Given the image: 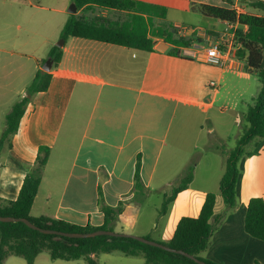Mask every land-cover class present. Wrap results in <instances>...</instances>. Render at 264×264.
Masks as SVG:
<instances>
[{
    "label": "crops",
    "instance_id": "1",
    "mask_svg": "<svg viewBox=\"0 0 264 264\" xmlns=\"http://www.w3.org/2000/svg\"><path fill=\"white\" fill-rule=\"evenodd\" d=\"M138 1L167 9L164 18L155 19V26H161L160 20L170 11L178 12L177 20L168 25L174 26L178 35L191 44L224 40L229 49L226 65L242 66L247 71L246 63L234 58L239 25L214 18L210 19L224 27L222 30L188 24V19L201 23L208 18L200 13L199 5L230 7L228 1H233L240 6V0ZM66 7L65 0H0L3 100L6 90L18 89V75L20 80L29 73L21 67L18 70V55L34 62L32 83L42 69L39 60L48 59L55 43L64 41L62 60L58 67L53 65L48 89L31 98L18 132L10 146L0 153V199L17 200L27 173L35 166L39 149L47 147L49 157L31 210L33 217L47 216L81 227H101L105 223L99 201L101 192L108 206L124 203L116 232L168 242L180 219L198 217L205 196L216 193V208L210 220L213 231L208 249L201 257L214 264H264V241L252 238L244 230L250 200L264 199V139L254 141L249 152L254 155L241 161L242 179L235 207L227 208L220 193L226 157L213 152L222 160L218 169L212 172V162H208L204 164L206 172L199 174L200 162L196 163L192 183L177 195L167 213L160 215L164 196L180 181L194 155L209 156L207 151L213 144L210 141L200 146L195 140L186 160L177 168L179 144L187 138L193 141L187 132L194 121L193 112L199 106L210 107L214 101V96L204 93L198 82V64L204 62L184 56L183 47L162 38H153L152 52L84 38L65 40L61 35L70 15ZM96 15L119 22L129 14L100 9ZM176 48L180 55L172 53ZM5 127L0 117V135ZM139 159L143 194L134 188ZM153 195L160 202L154 214L142 220L146 203ZM120 260L114 253L99 256L101 264H119ZM5 264L27 262L12 256ZM35 264L86 263L53 260L42 253Z\"/></svg>",
    "mask_w": 264,
    "mask_h": 264
},
{
    "label": "trees",
    "instance_id": "2",
    "mask_svg": "<svg viewBox=\"0 0 264 264\" xmlns=\"http://www.w3.org/2000/svg\"><path fill=\"white\" fill-rule=\"evenodd\" d=\"M73 3L76 4L78 11L76 14H70L64 25L61 36L65 40L70 37L84 38L146 52L154 50L153 38H162L177 47L191 45L190 40L178 35L174 26H155L156 18L166 16L165 7L138 0H73ZM228 3L230 7L199 5L198 10L208 18L240 26L236 32L238 48L234 52V58L244 61L247 71L257 74L262 84L253 103L248 104L242 113L243 126L236 147L227 152H221L226 157V169L220 181V193L226 207L233 208L237 203L241 185V161L245 156L254 155V153L246 152L245 147L257 139H264V1L240 0V6L243 8L240 13L233 8L235 6L233 1ZM100 9L124 11L129 15L123 21H110L106 17L96 15V11ZM244 27L247 28L246 31H243ZM172 53L180 55L177 48ZM48 58L54 61V67H58L62 60V49L53 46ZM46 60H39L41 67ZM50 80V72L39 70L27 89L28 96L17 102L7 114L6 127L0 137V153L7 143L10 146L12 137L18 132L20 120L31 98L38 92L46 91ZM49 150L47 147L39 149L35 166L27 173L17 200L0 199V215L26 218L41 228L68 233L116 231L115 225L124 210V203H120L117 207L108 206L103 202L101 192L99 201L105 214V223L101 227H81L47 216L33 217L31 215L39 192L42 172L48 161ZM140 169L139 159L136 165L134 188L135 192L143 194L145 187L141 180ZM193 179L194 165H189L171 193L164 196L160 215L167 213L177 195L185 191ZM216 203L217 194L208 193L198 217L181 218L172 239L168 242H158L176 250H183L208 264H214L202 258L201 254L209 246L213 231L210 220L214 216ZM244 230L252 238L264 241V199L256 197L250 200L246 209ZM146 238L152 240L149 237ZM44 252H48L53 260H84L86 264H101L99 261L101 254L115 252H121L130 257L142 256L146 264H198L184 255L147 245L133 238L57 237L33 230L22 222H0V264H5L6 259L12 256L23 258L27 264H35L36 258Z\"/></svg>",
    "mask_w": 264,
    "mask_h": 264
},
{
    "label": "rangeland",
    "instance_id": "3",
    "mask_svg": "<svg viewBox=\"0 0 264 264\" xmlns=\"http://www.w3.org/2000/svg\"><path fill=\"white\" fill-rule=\"evenodd\" d=\"M65 4H67L66 8L68 10L73 4V0H65ZM178 17V12L170 11L165 19L160 20V24L161 26H168L169 22L177 20ZM203 19L206 20L201 23H198L195 19H188L190 20L188 24L200 28L214 27L219 28V30L224 28L218 25L214 19ZM60 42L61 40L56 42L55 45ZM198 65L200 70V76L198 78L199 85L204 93H209L214 96V101L210 107L207 105L199 106L193 112L194 118L192 119L194 121L187 127V132L189 135H192L193 141L189 142L190 140L187 138L185 142L182 141V144H179L180 153L177 155V168L182 166L183 162L186 160V156H188V152H191V143L193 144V142L198 139L197 141L201 146L213 141L212 147L210 146L207 151L209 156L204 157L202 154L194 155L192 164H190L195 166L196 163L200 162L198 173L202 174L206 172L204 164L208 162H212V172L218 169V164L222 160H220L219 156H215L213 152L223 153L224 151L227 152L236 147L237 139L243 126L242 113L246 110L248 104L253 103L254 98L261 90L262 84L257 74L247 72L242 66L237 65L233 68H229V66L226 65L225 69H221L204 63H199ZM34 66L35 64L32 60H28L26 57L21 58L18 55V70L21 67L23 70L29 71V73L27 72L23 79L20 80L18 75V89L6 90L5 100H3V97L0 98V117L5 123L7 114L12 110L13 106L24 97L28 96L27 86L29 87L31 85L30 81L34 74ZM212 81L218 84L220 83V88L211 87L210 83ZM204 103L207 104L205 100ZM5 147L8 148L9 144L7 143ZM253 148L254 142L246 146L245 151L251 152ZM178 183L179 182L176 181V185ZM168 192H171V188ZM159 202L160 200L157 195H153L147 201L142 214V220L152 215V213L154 214L155 206L159 204ZM44 255L48 256L49 253L44 252ZM114 255L121 258L119 264H146L142 256L130 257L121 252H115ZM19 259L24 261L23 258L19 257ZM105 259L106 258L103 256L102 261L104 263L106 262Z\"/></svg>",
    "mask_w": 264,
    "mask_h": 264
},
{
    "label": "water",
    "instance_id": "4",
    "mask_svg": "<svg viewBox=\"0 0 264 264\" xmlns=\"http://www.w3.org/2000/svg\"><path fill=\"white\" fill-rule=\"evenodd\" d=\"M77 11H78V8H77L75 3H73L70 6V8L68 9V12L70 14H76ZM63 44H64V41L62 40L56 46L59 48H62ZM53 65H54V61L51 58H48V60L45 62L42 69L45 72H51ZM0 222H3V223L22 222V223H25L29 228H31L33 230L39 231L43 234L55 235L57 237H68V238H78V239L93 238V237H97V236L133 238V239L138 240V241L145 243L147 245L158 247V248H161L163 250H166V251H169L172 253L184 255L185 257L192 259L193 261H195L198 264H208L204 261L199 260L198 258L194 257L193 255H191V254H189L183 250H176V249L170 248V247H168L162 243H159L157 241L150 240V239H147L145 237H141V236L130 234V233H120V232L109 231V230H98V231L90 232V233H68V232H62V231H57V230H53V229L41 228L26 218H16V217H11V216H1V215H0Z\"/></svg>",
    "mask_w": 264,
    "mask_h": 264
},
{
    "label": "built area",
    "instance_id": "5",
    "mask_svg": "<svg viewBox=\"0 0 264 264\" xmlns=\"http://www.w3.org/2000/svg\"><path fill=\"white\" fill-rule=\"evenodd\" d=\"M233 8L238 13L242 12V8L238 5H235ZM182 51L183 55L188 58L197 59L207 65L219 68L226 67L229 55V49L226 47L224 40L218 42L205 41L200 44L193 43L189 47H183ZM210 86L220 88L219 84L214 81L210 83Z\"/></svg>",
    "mask_w": 264,
    "mask_h": 264
}]
</instances>
